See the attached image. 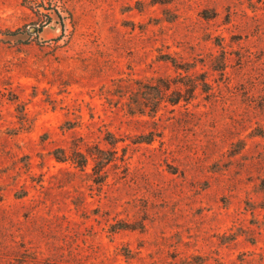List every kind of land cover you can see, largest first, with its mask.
I'll return each mask as SVG.
<instances>
[{"label":"rangeland","instance_id":"rangeland-1","mask_svg":"<svg viewBox=\"0 0 264 264\" xmlns=\"http://www.w3.org/2000/svg\"><path fill=\"white\" fill-rule=\"evenodd\" d=\"M0 264H264V0H0Z\"/></svg>","mask_w":264,"mask_h":264},{"label":"trees","instance_id":"trees-1","mask_svg":"<svg viewBox=\"0 0 264 264\" xmlns=\"http://www.w3.org/2000/svg\"><path fill=\"white\" fill-rule=\"evenodd\" d=\"M43 16L46 18V23L54 22V23H62L63 18L61 13L54 9L53 12H46L43 14ZM45 23V24H46ZM40 28H35V32L40 30ZM29 32H11L12 35H18V34H24ZM165 60H169L173 66L177 70H183L186 73V76L193 77L194 80L191 82L190 88L182 90V85H187V82H183L182 80H171L169 78H158L151 86H148V91L145 92V96L142 94L134 93L135 100L132 102L134 104L129 105V112L130 113H148L149 115L155 116L157 111L159 110L160 104L163 101H168L171 104L175 105L178 104L181 101H185L186 103H189L192 98L194 97V91L197 87H201L202 89H206L208 87V82L206 80V75L198 73L196 70H193L196 65L191 63H181L179 62L175 57L169 56L168 54H165L164 56ZM140 83V82H137ZM175 85V87L173 86ZM141 84L138 87V90L142 88ZM174 87V88H173ZM131 102V103H132ZM63 153V150H57L56 151V157L58 160L65 161L67 159L65 154H58ZM62 155V156H61ZM64 155V156H63ZM84 159L82 162H80V167H84L86 165V157L81 154ZM128 227V226H123Z\"/></svg>","mask_w":264,"mask_h":264},{"label":"water","instance_id":"water-1","mask_svg":"<svg viewBox=\"0 0 264 264\" xmlns=\"http://www.w3.org/2000/svg\"><path fill=\"white\" fill-rule=\"evenodd\" d=\"M25 34L29 35L28 33H24V34H22V35H25Z\"/></svg>","mask_w":264,"mask_h":264}]
</instances>
